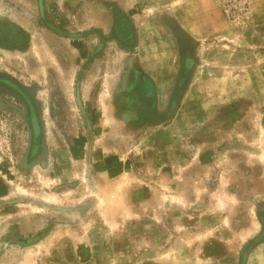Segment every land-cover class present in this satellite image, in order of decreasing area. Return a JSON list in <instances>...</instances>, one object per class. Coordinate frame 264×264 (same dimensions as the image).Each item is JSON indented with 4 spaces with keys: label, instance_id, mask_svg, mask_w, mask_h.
Returning <instances> with one entry per match:
<instances>
[{
    "label": "rangeland",
    "instance_id": "1",
    "mask_svg": "<svg viewBox=\"0 0 264 264\" xmlns=\"http://www.w3.org/2000/svg\"><path fill=\"white\" fill-rule=\"evenodd\" d=\"M227 1L0 0L37 127L0 87V264H264V0Z\"/></svg>",
    "mask_w": 264,
    "mask_h": 264
},
{
    "label": "crops",
    "instance_id": "2",
    "mask_svg": "<svg viewBox=\"0 0 264 264\" xmlns=\"http://www.w3.org/2000/svg\"><path fill=\"white\" fill-rule=\"evenodd\" d=\"M177 15H178L177 17H179L181 19L180 21L183 22V24H180V27L185 32V35L187 37H189L190 39L197 40V39H199V37H203L202 32L207 33L209 31V29H208L209 26L207 25V28H202L201 30H199L200 32L199 31L196 32L195 31L196 26L191 24V20H189L188 18L186 19V17H184L183 13H180V14L178 13ZM186 48H188V46L187 47H186V45L184 46V43L180 44L181 53L184 55L183 66H182V69H180L181 78H183L185 76H189L194 70V66L192 68H189V69L187 68L188 65H186V67H185V64H188L189 61L193 60V58H191V60H188V58H190L191 55L189 53V50L187 51ZM140 75H143V74H140ZM143 76H145V75H143ZM145 77L148 78V80L151 84L152 93L153 92L155 93L156 88H155V84L153 82V79L149 75H147Z\"/></svg>",
    "mask_w": 264,
    "mask_h": 264
},
{
    "label": "flooded vegetation",
    "instance_id": "3",
    "mask_svg": "<svg viewBox=\"0 0 264 264\" xmlns=\"http://www.w3.org/2000/svg\"><path fill=\"white\" fill-rule=\"evenodd\" d=\"M115 29L125 31L124 30L125 25L119 26L118 23H116ZM11 87H13V86L11 85ZM132 87H134L136 89V91L138 90V92L140 94H142V97H140L141 100H144L145 96L151 95V93H152L151 84H150L148 78L143 76V75H140V74L135 75V79H134V83H133ZM13 89L17 92V94L20 96V98H22L26 102V104H28L29 113H30V121L35 125V120H34L35 114L33 111V107L28 102L26 96L23 94V92L20 89L15 88V87H13ZM34 147H35V145H34Z\"/></svg>",
    "mask_w": 264,
    "mask_h": 264
},
{
    "label": "built area",
    "instance_id": "4",
    "mask_svg": "<svg viewBox=\"0 0 264 264\" xmlns=\"http://www.w3.org/2000/svg\"><path fill=\"white\" fill-rule=\"evenodd\" d=\"M227 5L223 7L225 14L228 17L235 19L240 14H245L249 9L248 0H228Z\"/></svg>",
    "mask_w": 264,
    "mask_h": 264
},
{
    "label": "water",
    "instance_id": "5",
    "mask_svg": "<svg viewBox=\"0 0 264 264\" xmlns=\"http://www.w3.org/2000/svg\"><path fill=\"white\" fill-rule=\"evenodd\" d=\"M0 87L8 88L10 90H13L17 94V92L13 89V87L8 85L5 81H0ZM28 109H29V106H28ZM28 123H29V126H30L31 133L33 134V132H35L37 130V127L30 121V113L28 114Z\"/></svg>",
    "mask_w": 264,
    "mask_h": 264
}]
</instances>
